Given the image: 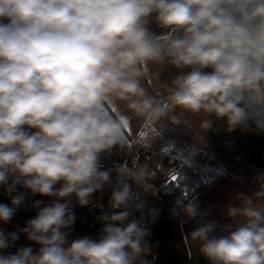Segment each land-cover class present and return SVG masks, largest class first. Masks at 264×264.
I'll use <instances>...</instances> for the list:
<instances>
[{"label":"clouds","instance_id":"1","mask_svg":"<svg viewBox=\"0 0 264 264\" xmlns=\"http://www.w3.org/2000/svg\"><path fill=\"white\" fill-rule=\"evenodd\" d=\"M0 18L9 21L0 23V185L9 192L22 183L33 194H74L87 206L111 183V170H99L101 154L129 146L127 117L113 118L112 107L161 128L164 120L183 123L185 114L203 117L200 131L224 119L229 132L264 109V0H0ZM153 18L159 35L149 30ZM168 69L175 74L163 85L167 95L151 94L145 82ZM244 95L250 104L242 107ZM153 139L138 135L132 143L151 149ZM116 173L109 203L121 211L99 217L98 240L69 244L62 231L74 223L69 204L36 201L39 211L22 231L42 247L36 255L30 247L0 255V264H149L147 232L130 219L143 202L128 181L148 194L156 173L137 158ZM238 199L227 211L235 230L210 237L209 222L191 233L211 264H264V185ZM21 203L16 196L12 207L0 204V220ZM182 211L200 214L195 203ZM8 239L17 235L0 233V249Z\"/></svg>","mask_w":264,"mask_h":264},{"label":"crops","instance_id":"2","mask_svg":"<svg viewBox=\"0 0 264 264\" xmlns=\"http://www.w3.org/2000/svg\"><path fill=\"white\" fill-rule=\"evenodd\" d=\"M151 23L152 30L159 35L162 30L154 18ZM153 71H158V69L153 67ZM164 72L171 75L172 70L168 69ZM145 86L151 94L156 95L159 93L162 95L153 81H146ZM105 114L107 115V112ZM111 114L116 119H120L122 116L127 117L129 146L126 145L122 148L116 145L110 151L101 154L99 167L118 159H125L130 164H132L133 158H137L140 163H143L147 159L155 171L156 177L166 184L180 165L183 162H187L194 165L195 169L201 173L205 182H210L209 185L196 193L188 201L187 204L195 203L200 213L191 219L182 211V208L177 209L172 205V195L166 189V201L172 210H175L176 214L174 215L172 212L162 216L154 234L149 238V251L144 259L149 264H211L199 251V242L191 241V233L209 222H215V228L210 233V237L226 236L235 230L237 225L234 219L227 215L228 208L230 206H238L241 203L238 197H253V194L260 191L261 186L264 185V136L256 131L254 132V130L250 132L248 130V134L252 136L250 137L253 142L250 144L252 146L248 159H245V165L243 166L244 173L233 174L226 171V169L216 168V162L205 161L199 158L203 156L202 151H200L199 157L193 155L188 159V157H184V154L183 156H177L169 148H165V142L170 143V141L174 140V137L170 134L171 129L168 130L167 138L164 132L165 125L171 123L168 120L163 121V128H161L158 125H143L130 113H122L117 107L111 108ZM226 128L227 124L224 119H214L212 121V133L214 137L220 140L221 143L224 140L225 144L228 141ZM30 131L34 132L36 129H31ZM141 131L147 134L146 137L154 138L151 149H145L132 143V140ZM168 137H170L169 140ZM163 150H165L164 154H162ZM216 158L218 161H221V153L219 155L216 154ZM160 164L162 167L158 168L157 165ZM15 187L24 188L19 183ZM55 202L65 203L67 201L64 198H58ZM67 203L74 214L75 221L86 229H93L101 233V229L104 226L101 220L93 224L84 215L83 206L79 203ZM0 204L7 205L1 199ZM20 219L21 212L15 209L14 215L8 222L0 220V233H3L6 238L9 237V234L15 233L22 241L30 242L32 240H29L27 234L22 231L24 228L20 225ZM67 240L69 244L72 241ZM7 242L10 245L11 239H8ZM65 246L67 247L68 245ZM7 248L0 249V255L6 256Z\"/></svg>","mask_w":264,"mask_h":264},{"label":"built area","instance_id":"3","mask_svg":"<svg viewBox=\"0 0 264 264\" xmlns=\"http://www.w3.org/2000/svg\"><path fill=\"white\" fill-rule=\"evenodd\" d=\"M121 166L131 167L130 164L125 159L113 160L101 167L99 170H111L110 171V181L111 183L105 184L102 189L94 192L91 197V201L87 206L84 207V215L87 216L93 224L97 223L102 215H111L115 212L121 211V209H112L110 207V197L112 188L115 186L117 173L116 169ZM12 183V178L9 179L8 184ZM62 181L57 182L54 185V189H59L62 186ZM132 187L133 194L138 196L143 202V208L140 211H133L130 215V219H135L140 223L141 228L145 229L147 235L144 237L145 242L149 243V238L154 234L162 216L166 213H172V208L168 205L166 201V186L165 183L155 177L151 183L155 188L154 191L148 194H144L142 189L138 188L132 181H128ZM23 186L22 183H19ZM21 196L22 203L15 209L21 212L20 225L22 228L27 226V221L35 218L39 208L49 206L55 201L58 197L33 194L30 189L27 188H18L14 187L12 191H8V185H0V199L5 202L7 205L12 207L11 201L13 197ZM69 203H78L77 198L73 194L70 198H64ZM36 201H40L41 204L39 208L34 207ZM126 223V222H125ZM68 233L67 239L74 240L77 238H83L88 236L93 240H98L102 233H98L93 229H86L80 223L74 220V223L68 228L62 229ZM30 247L32 249V254L36 255L39 252V249L42 245L38 244L35 241H22L19 236L17 239L11 240L10 245L7 248V255H15L19 250ZM146 256L143 257V259Z\"/></svg>","mask_w":264,"mask_h":264},{"label":"rangeland","instance_id":"4","mask_svg":"<svg viewBox=\"0 0 264 264\" xmlns=\"http://www.w3.org/2000/svg\"><path fill=\"white\" fill-rule=\"evenodd\" d=\"M151 22L152 20L148 27L150 31L154 32ZM169 70H172L171 75L175 74V69ZM171 75L161 72L159 79L153 81L162 95H167V91L163 85L170 83ZM174 114L179 115V109L175 110ZM182 119L183 123L181 124L173 125L170 123L165 125L164 132L166 138L170 129V134L174 137V140L170 141V143L165 142V148H169L177 156H183L184 154V157H188V159L193 155L199 157L198 155L202 151L203 156L199 158L205 161L216 162V168L226 169V171L233 174L244 173L243 166L245 165V159H248L252 146L250 144L253 142L252 136L248 134V130L250 132L253 129L247 126V128L238 127L231 132L227 131L228 141L225 144L224 140L221 143L220 140L214 137L212 127L207 131H200L199 123L203 119L202 116L185 114ZM220 153L222 158L221 161H218L216 154L219 155Z\"/></svg>","mask_w":264,"mask_h":264},{"label":"trees","instance_id":"5","mask_svg":"<svg viewBox=\"0 0 264 264\" xmlns=\"http://www.w3.org/2000/svg\"><path fill=\"white\" fill-rule=\"evenodd\" d=\"M7 22V18H0V23L5 24ZM249 104L250 101L247 95H244L241 106L243 107ZM258 122L264 123V109L260 110L259 115L250 116L247 125L264 136V129L257 127ZM174 175L177 176V180L172 181L170 177L165 186L172 195V205L177 209L185 206L196 193L210 184V182L203 180L201 173L191 163L183 162Z\"/></svg>","mask_w":264,"mask_h":264},{"label":"snow or ice","instance_id":"6","mask_svg":"<svg viewBox=\"0 0 264 264\" xmlns=\"http://www.w3.org/2000/svg\"><path fill=\"white\" fill-rule=\"evenodd\" d=\"M127 126V125H126ZM139 135L141 136V137H146V133H144L143 131H141L140 133H139ZM171 180L172 181H176L177 180V176H175V175H172L171 176Z\"/></svg>","mask_w":264,"mask_h":264}]
</instances>
